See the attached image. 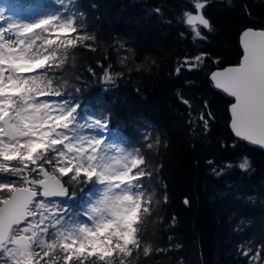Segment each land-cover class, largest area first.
Listing matches in <instances>:
<instances>
[{
	"label": "trees",
	"instance_id": "16d2710c",
	"mask_svg": "<svg viewBox=\"0 0 264 264\" xmlns=\"http://www.w3.org/2000/svg\"><path fill=\"white\" fill-rule=\"evenodd\" d=\"M0 4L6 18L23 22L67 7L79 34L89 37L70 50L55 83L67 84L81 115L107 121V135L117 145L138 150L152 174L151 185H145L153 195L151 215L139 227L153 254L145 257L140 251L134 264H250L242 255L248 249L260 253L255 264H264V150L234 136L232 99L209 78L214 69L239 62L245 28H264V0H206L203 13L212 31L201 27L207 39L195 41L182 22L183 12L192 10L191 0ZM198 55L203 60L197 68L176 73L185 57ZM109 67L112 80L106 82ZM202 113L211 114L207 130L199 120ZM190 120L196 121L195 131ZM244 158L247 171L235 167ZM229 163L233 167L226 168ZM63 180L70 196L57 199L76 212L93 186Z\"/></svg>",
	"mask_w": 264,
	"mask_h": 264
},
{
	"label": "snow or ice",
	"instance_id": "6c2138e0",
	"mask_svg": "<svg viewBox=\"0 0 264 264\" xmlns=\"http://www.w3.org/2000/svg\"><path fill=\"white\" fill-rule=\"evenodd\" d=\"M205 6L206 0H191L192 10L182 14L194 41L207 39L201 27L212 31ZM66 12L64 7L31 22L0 23V176L8 177L0 180V264H134L140 251L153 254L139 227L151 215L153 195L145 185H151L152 174L138 150L106 143L107 121L81 115L67 84L55 83L70 50L89 39ZM241 43L240 64L210 78L234 98L235 136L264 147V30H245ZM202 60V55L185 57L175 71L193 70ZM103 78L112 80L110 67ZM209 118L210 113L200 114L205 130ZM189 123L195 131L196 121ZM235 167L247 171L250 164L244 158ZM64 177L93 186L76 212L57 199L70 196ZM242 255L255 264L260 253L248 249Z\"/></svg>",
	"mask_w": 264,
	"mask_h": 264
},
{
	"label": "water",
	"instance_id": "95a60500",
	"mask_svg": "<svg viewBox=\"0 0 264 264\" xmlns=\"http://www.w3.org/2000/svg\"><path fill=\"white\" fill-rule=\"evenodd\" d=\"M248 29H252V30H255V31H261V30H264V28H252V27L245 28V29L240 33V36H239V43H240V46H241V48H242V55H241V57H240L239 62H238L237 64L227 65V66L222 67V68L214 69V70L210 73L209 78L211 77L212 73H214V72H216V71H223V70L226 69V68L236 67V66H238V65L240 64V61H241L242 56H243V47H242V43H241V37H242L243 32H244L245 30H248ZM210 80H211V78H210ZM211 82H212V84L214 85V82H213L212 80H211ZM214 88H215L217 91H219L220 93H222L224 96H226V97H228V98H231V99H232L231 104L234 103V98H233V97L228 96L226 93H224V92H223L222 90H220V89H217L215 86H214ZM231 104L229 105V112H230V106H231ZM230 119H231V116H230ZM229 124H230V122H229ZM233 134H234V133H233ZM234 136H235V134H234ZM235 137H236V136H235ZM236 138H238V137H236ZM238 139H240V138H238ZM240 140H241V139H240ZM241 141H244V140H241ZM244 142H246L247 144H249V145H251V146H255V147H258V148L264 150V147H261V146H259V145L251 144V143H249V142H247V141H244Z\"/></svg>",
	"mask_w": 264,
	"mask_h": 264
},
{
	"label": "rangeland",
	"instance_id": "374dc122",
	"mask_svg": "<svg viewBox=\"0 0 264 264\" xmlns=\"http://www.w3.org/2000/svg\"><path fill=\"white\" fill-rule=\"evenodd\" d=\"M0 9H2L1 4H0ZM5 10H6L7 13H8V12H11V11L9 10L8 7H6ZM32 14H36V13H32ZM40 17H42V16L35 15V16H34V20L37 19V18H40ZM7 19H9V18H7ZM14 20H17V21H19V22H23L22 20H20V19H18V18H15ZM0 22H1V20H0ZM106 143H115V142L113 141V139H110V138L108 137V135H107V137H106ZM115 144H116V143H115ZM98 187H99V186H98ZM95 195H96V192L94 191V192H93V198L95 197Z\"/></svg>",
	"mask_w": 264,
	"mask_h": 264
}]
</instances>
